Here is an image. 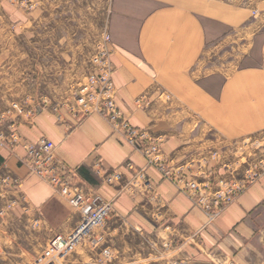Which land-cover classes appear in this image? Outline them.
<instances>
[{
    "label": "crops",
    "instance_id": "0c3cea01",
    "mask_svg": "<svg viewBox=\"0 0 264 264\" xmlns=\"http://www.w3.org/2000/svg\"><path fill=\"white\" fill-rule=\"evenodd\" d=\"M34 1L37 5L31 16L17 9L15 23H38L46 9L50 21L55 17L50 10L66 2ZM216 2L109 0L107 18L117 104L134 126L147 128L162 140L168 163L187 173L214 172V182L223 164L211 152L225 151L227 145L264 132L262 18L252 17L241 6ZM28 33L35 36L34 30L21 31L22 35ZM48 33L54 36L53 43L59 38ZM52 47L48 45L43 54L53 70ZM35 50L41 49L31 48L30 54ZM8 54L10 50L0 51V56ZM25 54L28 52H22ZM59 55L63 69L78 55L77 70H85L80 49L72 52L65 47ZM8 66L0 64V68ZM18 95L0 87V110ZM37 106L1 120L0 132L16 131L22 142L52 140L57 157L78 168L85 181L112 201V215L145 237L163 236L161 244L167 251L173 248L175 260L185 264H264V168L210 220L187 192L154 166L146 168L147 181L134 183L135 170L146 167L144 155L98 112L77 118L65 107L60 113ZM26 156L23 144L0 145V214L11 209L15 216L27 213L34 226H45L51 236L71 231L80 213L52 184L30 171ZM115 170L132 184L130 190L103 181L106 172Z\"/></svg>",
    "mask_w": 264,
    "mask_h": 264
},
{
    "label": "rangeland",
    "instance_id": "374dc122",
    "mask_svg": "<svg viewBox=\"0 0 264 264\" xmlns=\"http://www.w3.org/2000/svg\"><path fill=\"white\" fill-rule=\"evenodd\" d=\"M198 1L199 4L213 2ZM217 1L246 8L252 17L262 18L264 29V0ZM36 5L34 0H0V51H11L8 56H0L1 65L9 63L8 67L0 68V87L6 88L8 94H19L6 104L8 108L0 110V114L12 111L13 117L19 109L25 110L34 104L48 106L53 111L58 108L60 113L64 107L77 108V96L89 83V77L102 67L101 51L108 43L109 0H66L55 10H50L55 16L50 21L44 2L41 4L44 18L40 22L15 23V15L20 12L17 9L31 16ZM31 30L35 31L33 38L29 33L21 34V31ZM48 32H54L60 39L54 38L53 43L54 36ZM48 45H53L50 48L56 66L53 70L48 68L47 56L43 54ZM65 47L72 48V52L81 50L84 71L77 70L78 55L71 61L72 65H65L63 69L59 54ZM31 48L41 50L30 54ZM22 52H28V55H22ZM49 60L52 61V57ZM211 155L223 164L216 182L215 173L210 171L206 174L194 170V173L185 172V176L187 179L196 177L209 189L227 190L226 185L241 183L264 168V132L240 139L227 145L225 151L211 152ZM202 165L206 171V163ZM11 211L0 214V264H175L180 261L175 260L172 247L167 251L161 244L163 236L145 237L112 214L72 252L61 255L51 248L49 242L53 236L45 226H34L27 213L15 216ZM106 249L111 251V257L103 255Z\"/></svg>",
    "mask_w": 264,
    "mask_h": 264
},
{
    "label": "built area",
    "instance_id": "2783aa9c",
    "mask_svg": "<svg viewBox=\"0 0 264 264\" xmlns=\"http://www.w3.org/2000/svg\"><path fill=\"white\" fill-rule=\"evenodd\" d=\"M110 41V35H107ZM110 51H101L103 56L102 67L99 72L89 77V83L77 96L79 106L68 108L77 118L84 117L91 112H98L113 126L122 138L135 150L141 152L146 161V167L135 170V181H147L146 168L156 167L163 177L173 182L180 190L187 192L194 204L202 208L210 220H214L223 208L232 202L243 190L247 183L256 180L261 171L249 176L236 185H226L227 190H218L203 186L196 178L187 179L184 168L174 167L164 158L162 153V140L152 135L147 128L134 126L116 101L117 88L113 78V68L109 60ZM48 103V100H45ZM45 106V105H44ZM17 107V106H16ZM38 107V106H37ZM57 111L58 108H55ZM19 112H23L19 109ZM12 111L0 114V121L11 116ZM37 109L32 110L36 114ZM22 145L27 152L26 163L30 171L48 183L52 184L58 192L80 213L78 224L67 233L55 234L49 244L51 248L61 255H67L75 246L91 236L97 226L103 225L113 211V203L105 199L90 183L85 181L78 168L71 167L60 160L56 155V145L49 138H42L37 143L22 142L20 133L0 132V145ZM101 168V164L97 163ZM127 166L133 168L131 162ZM103 181L119 187L121 190H130L131 183L125 181V175L118 171L106 172ZM7 178L3 179L6 182ZM18 180H15L17 183ZM103 255L111 257V251L104 250ZM175 264H185L178 261Z\"/></svg>",
    "mask_w": 264,
    "mask_h": 264
}]
</instances>
